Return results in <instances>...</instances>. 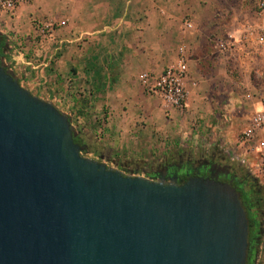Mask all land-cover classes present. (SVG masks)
Here are the masks:
<instances>
[{"label":"rangeland","instance_id":"obj_1","mask_svg":"<svg viewBox=\"0 0 264 264\" xmlns=\"http://www.w3.org/2000/svg\"><path fill=\"white\" fill-rule=\"evenodd\" d=\"M89 1L30 0L0 11L5 65L23 88L51 102L69 117L76 135L98 149V155L82 153L85 158L147 179L171 163L207 161L252 180L262 200V237L253 264H264V179L258 177V154L250 150L264 139V132H255L252 125L255 105L264 101V50L256 44L257 26L263 22L260 0H195L183 9L161 4L162 10L171 9L170 14L180 18L168 29L169 55H178L183 46L189 60L194 52L197 59L202 56V66L196 68L202 76L189 79L183 111L143 88L144 74L158 77L167 67L140 71L126 82H111L108 76L101 84L82 75L85 68L80 70L79 62L89 52L100 54L99 44L87 33ZM146 38L153 43L156 36ZM226 43L232 50L220 51Z\"/></svg>","mask_w":264,"mask_h":264},{"label":"water","instance_id":"obj_2","mask_svg":"<svg viewBox=\"0 0 264 264\" xmlns=\"http://www.w3.org/2000/svg\"><path fill=\"white\" fill-rule=\"evenodd\" d=\"M76 136L0 57V264H249L233 178L126 176Z\"/></svg>","mask_w":264,"mask_h":264},{"label":"crops","instance_id":"obj_3","mask_svg":"<svg viewBox=\"0 0 264 264\" xmlns=\"http://www.w3.org/2000/svg\"><path fill=\"white\" fill-rule=\"evenodd\" d=\"M145 1L148 0L89 1V12L86 13L90 20L87 21V33L91 35L89 39L92 42L99 44L100 54L94 52L97 54L94 57L89 52V57H85L82 63L79 62L80 70L85 68L83 76L101 84L107 82L108 76L111 77V82H126L140 71H160L169 66L171 59L176 61L178 55H169L168 29L174 20L180 21V18L173 17L171 9L162 10L161 4L183 9L186 2L193 3L195 0H149L153 4L160 3L159 6L151 7L144 6ZM139 3L142 4L140 7L137 6ZM152 34L156 36L153 43L146 38ZM140 39L143 42L140 43ZM133 44L134 48L131 49ZM129 49L131 52H128ZM193 55L194 58L189 60L190 78L191 81H197V75L202 76L201 70L196 69L197 66H202L199 62L202 56L197 59L195 52ZM74 65L76 70L77 64ZM260 107V103L255 105V112Z\"/></svg>","mask_w":264,"mask_h":264},{"label":"built area","instance_id":"obj_4","mask_svg":"<svg viewBox=\"0 0 264 264\" xmlns=\"http://www.w3.org/2000/svg\"><path fill=\"white\" fill-rule=\"evenodd\" d=\"M30 0H0V11H12L17 5ZM259 15L262 16L263 22L257 26L256 44L264 50V0H260L257 4ZM185 27L191 29V22H186ZM228 38L232 39L233 35L228 34ZM220 51L232 50L229 43L221 44ZM190 79L189 58L185 47L181 46L176 61L168 66L165 71L158 77L144 74L142 76V84L144 90L151 96L159 97L163 102L172 108L183 111L187 109V100L189 97L188 81ZM252 119V125L255 132H264V101L261 107L255 112ZM247 136L252 137L247 133ZM250 150L258 154L259 164L258 177L264 179V139L255 142Z\"/></svg>","mask_w":264,"mask_h":264},{"label":"flooded vegetation","instance_id":"obj_5","mask_svg":"<svg viewBox=\"0 0 264 264\" xmlns=\"http://www.w3.org/2000/svg\"><path fill=\"white\" fill-rule=\"evenodd\" d=\"M222 167L228 169L227 167L214 162H193L191 160H186L177 164H168L162 172L150 176L149 179L152 181L176 180L179 184H182L192 177L211 178L220 182H230L233 178L232 185L241 194L242 200L244 191L243 186L247 188L248 192H250L251 201L247 204L246 210L248 214H253L254 212V217L257 218L259 226L261 227L259 205L262 200L260 199V190L255 186L252 180L244 177L236 171L228 169L230 174L223 175L220 172Z\"/></svg>","mask_w":264,"mask_h":264},{"label":"trees","instance_id":"obj_6","mask_svg":"<svg viewBox=\"0 0 264 264\" xmlns=\"http://www.w3.org/2000/svg\"><path fill=\"white\" fill-rule=\"evenodd\" d=\"M0 57L1 58L5 57V41L1 43ZM74 142L76 144L86 146V149L83 153H93L96 155L99 154L98 149L95 146H93L90 142H88L86 139L81 137L80 134L74 138ZM243 190H244L243 191V203H244L245 208L247 209V204H249L251 201L250 194H249L250 192H248L247 188H245L244 186H243ZM254 215H255L254 212L253 214H248V217L250 220V230H251L250 252H249V257H248L249 264H253L255 251L257 250L260 244L261 237H262L261 227L259 226L258 220L256 217H254Z\"/></svg>","mask_w":264,"mask_h":264}]
</instances>
